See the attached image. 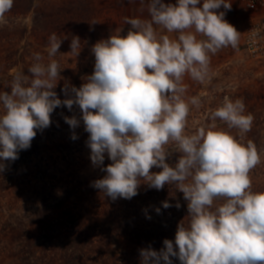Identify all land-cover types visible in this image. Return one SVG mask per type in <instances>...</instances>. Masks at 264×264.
Instances as JSON below:
<instances>
[{
    "label": "clouds",
    "instance_id": "9594fccd",
    "mask_svg": "<svg viewBox=\"0 0 264 264\" xmlns=\"http://www.w3.org/2000/svg\"><path fill=\"white\" fill-rule=\"evenodd\" d=\"M13 3L0 0V20ZM199 4L149 0L150 19L125 17L131 26L126 35L119 29L91 47L93 73L79 88H63V100L54 91L62 70L59 63L52 59L45 64L34 54L29 75L17 72L10 93L0 91V172L31 147L38 130L50 126L57 107L72 111L78 106L79 117L63 119L73 130L71 139L78 138L74 130L81 121L89 134L92 165L105 173L92 187L115 201L135 197L142 182L156 190L169 185L187 201L188 223L181 221L174 240L164 239L159 251L141 249L140 264H173V257L180 264H264V191H252L249 175L260 155L253 141L242 142L251 131L253 114H245L242 99L225 97L211 113V123L185 134L190 105L201 106L199 97L183 98L185 75L204 83L210 78V54L229 46L236 49L240 39L224 19L225 12L218 11L221 6L230 10V0ZM157 27L176 33V38L158 33ZM61 44L53 33L48 56L59 53ZM70 49L79 55V37L72 38ZM217 120L237 129L241 139L219 129ZM170 141L175 149L165 147ZM173 152L180 156L170 166L166 160ZM106 156L111 163L104 166ZM153 167L162 170L150 172ZM218 199L223 202L213 208ZM171 206L162 202L165 209Z\"/></svg>",
    "mask_w": 264,
    "mask_h": 264
},
{
    "label": "trees",
    "instance_id": "16d2710c",
    "mask_svg": "<svg viewBox=\"0 0 264 264\" xmlns=\"http://www.w3.org/2000/svg\"><path fill=\"white\" fill-rule=\"evenodd\" d=\"M24 59L18 72L29 75L30 62ZM15 74L0 77V91L10 93ZM63 79L61 73L54 89L61 100L67 98ZM74 114L81 115L78 106L72 111L57 107L50 126L38 130L31 147L0 172V264H140L141 249L159 251L164 239L174 240L181 221L188 223L187 201L174 186L156 190L142 182L135 197L115 201L92 187L105 173L92 165L83 121L74 130L78 138L71 139L73 130L63 117ZM249 140L260 155L255 169L264 170V117L259 112L242 142ZM169 144L165 147L176 148ZM179 156L173 152L166 162L172 166ZM110 163L106 156L104 166ZM261 181L252 183V191H264ZM164 201L172 206L163 208ZM222 202L214 201L213 208Z\"/></svg>",
    "mask_w": 264,
    "mask_h": 264
},
{
    "label": "rangeland",
    "instance_id": "374dc122",
    "mask_svg": "<svg viewBox=\"0 0 264 264\" xmlns=\"http://www.w3.org/2000/svg\"><path fill=\"white\" fill-rule=\"evenodd\" d=\"M148 2L149 0H14L12 9L0 20V77L7 72L17 73L24 66V58L29 60L31 66L34 54L39 53L43 57V63L47 64L52 59L59 63L62 69L59 75L62 73L64 78L63 88H79L86 82L85 77L94 70L95 58L91 47L96 42L117 34L119 29H122V36L126 35L131 26L125 24V17L150 19ZM163 2L176 4L177 0ZM202 3L203 0H200L198 7ZM230 3V10L221 6L218 11H224V19L240 33L238 47L233 49L229 46L215 55L210 54V78L204 83L185 75L183 83L187 86V91L183 98L188 101L196 96L201 101L199 108L190 105L185 134H193L199 127L211 123V113L221 106L225 97L233 101L242 99L245 114L251 113L254 116V113L259 112L264 117V61L254 60L246 52V19L241 15L238 1L230 0ZM157 32L173 39L177 35L167 33L159 27ZM53 33L62 39V44L59 53L49 57V37ZM73 37H79L81 41L78 56L71 53L70 43ZM67 69L73 70L75 77H71L72 73ZM216 123L219 129L241 139L237 129H228L219 120ZM170 142L177 147L175 142ZM161 170L153 167L150 172L158 173ZM259 170L254 168L250 171L251 182L262 178L261 183L264 184V170Z\"/></svg>",
    "mask_w": 264,
    "mask_h": 264
},
{
    "label": "built area",
    "instance_id": "2783aa9c",
    "mask_svg": "<svg viewBox=\"0 0 264 264\" xmlns=\"http://www.w3.org/2000/svg\"><path fill=\"white\" fill-rule=\"evenodd\" d=\"M241 15L247 27L244 46L248 55L264 61V0H239Z\"/></svg>",
    "mask_w": 264,
    "mask_h": 264
},
{
    "label": "crops",
    "instance_id": "0c3cea01",
    "mask_svg": "<svg viewBox=\"0 0 264 264\" xmlns=\"http://www.w3.org/2000/svg\"><path fill=\"white\" fill-rule=\"evenodd\" d=\"M232 1H236V0H231V2H232ZM237 1H238V3H239V0H237ZM239 4H240V3H239ZM239 6H240V5H239Z\"/></svg>",
    "mask_w": 264,
    "mask_h": 264
}]
</instances>
